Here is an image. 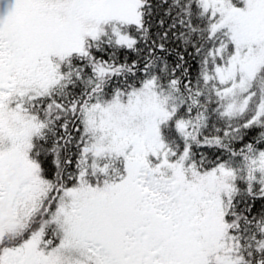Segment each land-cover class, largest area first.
Listing matches in <instances>:
<instances>
[{"label": "snow or ice", "instance_id": "6c2138e0", "mask_svg": "<svg viewBox=\"0 0 264 264\" xmlns=\"http://www.w3.org/2000/svg\"><path fill=\"white\" fill-rule=\"evenodd\" d=\"M0 264H264V0H0Z\"/></svg>", "mask_w": 264, "mask_h": 264}]
</instances>
